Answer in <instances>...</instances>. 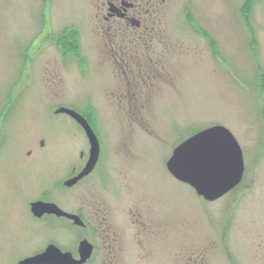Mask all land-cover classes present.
<instances>
[{
    "label": "rangeland",
    "instance_id": "1",
    "mask_svg": "<svg viewBox=\"0 0 264 264\" xmlns=\"http://www.w3.org/2000/svg\"><path fill=\"white\" fill-rule=\"evenodd\" d=\"M141 3L150 30L107 20L106 0H0V264L50 244L79 256L84 238L85 264H264V0ZM62 107L100 142L71 186L91 146ZM214 125L245 170L207 200L167 161ZM38 200L86 225L34 215Z\"/></svg>",
    "mask_w": 264,
    "mask_h": 264
},
{
    "label": "water",
    "instance_id": "2",
    "mask_svg": "<svg viewBox=\"0 0 264 264\" xmlns=\"http://www.w3.org/2000/svg\"><path fill=\"white\" fill-rule=\"evenodd\" d=\"M58 112H65L76 119L84 128L91 145L86 167L65 183L71 186L93 170L99 158L100 143L88 119L82 114L65 107L58 109ZM167 168L176 179L191 185L199 195L207 200H215L242 181L245 163L242 148L233 133L223 125H214L177 145L167 161ZM31 209L36 216L55 213L83 225L79 216L64 211L53 202L34 201ZM92 250V244L83 239L79 246L80 258L76 259L71 252H64L55 244H50L43 252L24 258L19 264H82L90 258Z\"/></svg>",
    "mask_w": 264,
    "mask_h": 264
},
{
    "label": "flooded vegetation",
    "instance_id": "3",
    "mask_svg": "<svg viewBox=\"0 0 264 264\" xmlns=\"http://www.w3.org/2000/svg\"><path fill=\"white\" fill-rule=\"evenodd\" d=\"M106 3H108V8H109V11L107 12V15H104V17L107 19V20H115L116 18L117 19H120L122 24H124L123 22H131L133 25H135V27L133 26H128V25H125L124 26H127L125 27L126 29H129L130 28H136V27H139L141 29L145 28L146 30H150L151 28L148 27V26H145V25H142V19L140 18L141 16L144 15V13H142V4L141 3V0H106ZM144 5V4H143ZM147 9V8H146ZM147 12V10L145 11ZM130 24V23H129ZM111 28V27H109ZM140 29V30H141ZM131 74L130 73H126V76L129 77ZM133 76V75H131ZM141 76V75H140ZM143 77L145 76L144 74L142 75ZM137 78V77H136ZM145 78L147 79V77L145 76ZM100 156V155H99ZM90 156L88 157V159H86L84 161V163L82 164L83 166H81V169L78 170L76 166H74L72 168V171H71V174L72 176L76 177L77 175H79L83 169L86 167L87 163H88V160H89ZM100 158V157H99ZM99 158L93 168V171L99 161ZM74 174V175H73ZM82 179V178H81ZM80 179V180H81ZM78 180V181H80ZM77 181V182H78ZM59 206V205H58ZM60 207V206H59ZM61 208V207H60ZM62 209V208H61ZM64 210V209H63ZM32 211V209H31ZM65 211V210H64ZM68 213H70L69 211H66ZM33 213V211H32ZM34 214V213H33ZM71 214H75L77 216L80 217V219L83 221V225L85 226L86 223L85 221L83 220L82 216L80 213H71ZM35 215V214H34ZM46 215H51V216H55L59 219H65L67 221H70L71 224H75L74 220L73 219H70L66 216H58L57 214L55 213H44L43 216H46ZM42 217V216H41ZM76 225V224H75ZM82 226V227H84ZM86 239V238H84ZM92 244V243H91ZM93 246V250H92V254L91 256L93 255V252H94V245L92 244ZM64 251V250H63ZM66 252V251H64ZM71 252V251H69ZM73 254V256L76 258V259H79L80 258V252H79V256H77L76 254H74L73 252H71ZM90 258H88L84 263L82 264H85L87 263V261L89 260Z\"/></svg>",
    "mask_w": 264,
    "mask_h": 264
}]
</instances>
